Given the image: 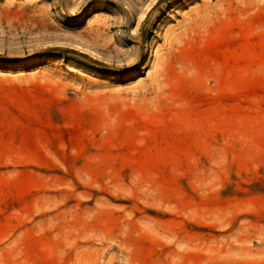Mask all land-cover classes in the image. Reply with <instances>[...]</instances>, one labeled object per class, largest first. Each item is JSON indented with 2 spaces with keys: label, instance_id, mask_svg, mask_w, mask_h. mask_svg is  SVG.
<instances>
[{
  "label": "rangeland",
  "instance_id": "1",
  "mask_svg": "<svg viewBox=\"0 0 264 264\" xmlns=\"http://www.w3.org/2000/svg\"><path fill=\"white\" fill-rule=\"evenodd\" d=\"M0 264H264V0H0Z\"/></svg>",
  "mask_w": 264,
  "mask_h": 264
}]
</instances>
